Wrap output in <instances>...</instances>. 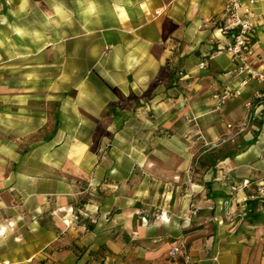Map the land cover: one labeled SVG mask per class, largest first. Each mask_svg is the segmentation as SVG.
<instances>
[{
	"label": "crops",
	"instance_id": "obj_1",
	"mask_svg": "<svg viewBox=\"0 0 264 264\" xmlns=\"http://www.w3.org/2000/svg\"><path fill=\"white\" fill-rule=\"evenodd\" d=\"M224 2L0 0V264H264V94L213 96Z\"/></svg>",
	"mask_w": 264,
	"mask_h": 264
},
{
	"label": "built area",
	"instance_id": "obj_2",
	"mask_svg": "<svg viewBox=\"0 0 264 264\" xmlns=\"http://www.w3.org/2000/svg\"><path fill=\"white\" fill-rule=\"evenodd\" d=\"M254 2L255 0H225L223 3L220 17L217 20V29L222 35L228 36L229 40L216 51L225 50L230 54L233 62L230 72L239 76V83L234 88L226 87L220 92H214L213 96L217 103L240 95L242 85L249 79H255L261 83V88L255 90L254 97L259 98L264 94V67L254 65L252 59V56L255 55L252 48L256 25ZM204 63L205 60L200 62V64ZM245 103L250 106L252 99L246 100ZM249 183V178L243 177L239 185L232 183L230 188L238 189ZM258 189L261 192L264 191L263 184H260ZM168 251L173 256H181L184 264H192L191 255L184 241L172 243ZM217 257L218 253L216 252L212 259H217Z\"/></svg>",
	"mask_w": 264,
	"mask_h": 264
},
{
	"label": "rangeland",
	"instance_id": "obj_3",
	"mask_svg": "<svg viewBox=\"0 0 264 264\" xmlns=\"http://www.w3.org/2000/svg\"><path fill=\"white\" fill-rule=\"evenodd\" d=\"M4 1H7V2H10V1H12V0H4ZM11 65H12V67H13V69H12V75H16V76H18V72H17V68L19 67V60H18V58H15L14 59V57H11ZM14 69L16 70V71H14ZM46 78H47V76H46ZM17 91H20V90H18L17 89ZM246 121H247V119H246ZM236 139V138H235ZM230 140H234V139H232V138H230ZM232 142H234V141H229V139L228 138H226V137H224V136H220V137H217L216 139H214V140H212V141H204V146H205V148L206 147H209V146H216V147H222V146H224V145H226V144H230V143H232ZM198 157H199V155L196 153L195 155H194V165H195V163H196V161L198 160ZM193 165V166H194ZM191 169V171L193 170V168L191 167L190 168ZM83 173V172H82ZM82 177H79V178H83V176H84V174H82L81 175ZM192 176L190 175L189 176V179H188V182H189V180H190V178H191ZM66 179L67 178H65V180H63V181H66ZM80 182V181H79ZM64 186V185H63ZM62 189H64V188H62ZM63 191V190H62ZM87 192V188L85 187V185H79V184H77V190H76V192H75V196H76V200H77V202H79V201H81L82 200V198L84 197V195H85V193ZM68 217V216H67ZM77 217H75L74 219H76ZM64 220V222H65V219H63ZM70 220V219H69Z\"/></svg>",
	"mask_w": 264,
	"mask_h": 264
}]
</instances>
